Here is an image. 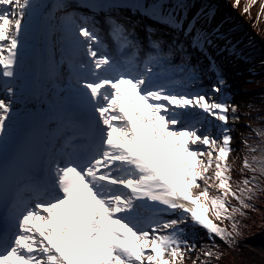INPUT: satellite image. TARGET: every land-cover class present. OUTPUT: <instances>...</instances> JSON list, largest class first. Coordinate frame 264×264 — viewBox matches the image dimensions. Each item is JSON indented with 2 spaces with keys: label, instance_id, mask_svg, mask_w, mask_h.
Masks as SVG:
<instances>
[{
  "label": "snow or ice",
  "instance_id": "obj_1",
  "mask_svg": "<svg viewBox=\"0 0 264 264\" xmlns=\"http://www.w3.org/2000/svg\"><path fill=\"white\" fill-rule=\"evenodd\" d=\"M192 4L0 0V264H185L197 228L200 264L220 258L215 238L235 245V217L264 192V142L241 139L233 187L239 117L209 50L243 57L233 29L204 26L215 7L188 18ZM117 8L168 40L143 24L141 45Z\"/></svg>",
  "mask_w": 264,
  "mask_h": 264
},
{
  "label": "rangeland",
  "instance_id": "obj_2",
  "mask_svg": "<svg viewBox=\"0 0 264 264\" xmlns=\"http://www.w3.org/2000/svg\"><path fill=\"white\" fill-rule=\"evenodd\" d=\"M216 2L217 4L210 3L209 5H212L215 7L216 12L215 15L212 17L211 21L204 20L203 24L206 28H211V22L215 21V25L221 24L223 22L221 31L233 29L229 35L231 42L235 45V48L240 46H244L241 48L242 50H248L251 52L255 47L250 46L252 45L253 38L249 36V34H237L239 32V26L240 22L237 19L239 17L238 15H235V10H238L239 13L245 14L244 9L245 7H248L249 5L253 6L255 5V18L257 20H261L260 11H261V4L258 5V3L250 4L251 0H239V3L237 4L236 0H193L192 7L188 11V18H191V16L195 13V11L204 3L206 2ZM224 4L225 6H221V4ZM216 5V6H215ZM220 5V6H219ZM235 5V7H234ZM263 5V4H262ZM228 6V7H227ZM262 21V20H261ZM199 24L200 21H197ZM235 26V27H234ZM236 34V35H235ZM245 47H248V49H245ZM242 50H240L242 52ZM247 51V52H248ZM224 54L223 58H225V63L228 65L224 68L220 69L222 76H228L229 78L225 81V87L224 92H228L232 96H237V98H231L230 101H228L230 104H233L236 106V112L235 115L239 117L237 120L229 121L232 125V141H231V147L236 149L235 152L231 153L228 159V163L232 165V181L234 184V180L236 179V175L239 171L240 163H241V157L244 153V147L241 144L242 138H247V134L250 132L252 128H255L253 126L254 120L252 118V113L250 110V95L248 88L249 77L248 72L245 69V63L242 60V58H237L235 54L229 55L227 52L222 51ZM223 62V60H221ZM218 65V64H217ZM264 63L258 66H254L251 68V70L258 71L260 67H263ZM212 73L210 74H204L201 77L200 86L204 88L205 91L208 90L211 82H207V78L210 77ZM231 111L229 112V115H232ZM228 122V123H229ZM216 193L213 192V195ZM210 218H212L210 216ZM214 223L220 224V226L224 227V222L221 224L220 221H216L213 219ZM197 233V239H196V251L191 253V259H186L185 264H193V261H196V264H200V260H196L197 255L200 253V245L202 243L203 239H207L204 232L200 230L199 228L195 229ZM216 242H219L222 244V246L226 249H228V245L221 242L218 238H215ZM248 245L251 247L252 250H257L262 254V257H264V238H259L254 241H251L248 243ZM202 260V256L200 257Z\"/></svg>",
  "mask_w": 264,
  "mask_h": 264
},
{
  "label": "trees",
  "instance_id": "obj_3",
  "mask_svg": "<svg viewBox=\"0 0 264 264\" xmlns=\"http://www.w3.org/2000/svg\"><path fill=\"white\" fill-rule=\"evenodd\" d=\"M262 1L264 2V0ZM261 15L262 22H257L256 24L252 20V16L246 18L252 22L256 33L261 36L260 39L253 36L254 43L250 46L255 48L251 50V52L244 49L242 52L240 51V55H242L241 57H243L247 66L264 62V7L261 11ZM245 49H248V47H245ZM251 77L253 86L257 88V91H253L250 96L251 110L254 114L253 118L256 128L264 131V70L253 73ZM247 139L250 144L264 142V137L258 140L253 132L248 134ZM244 175L248 176L250 174L245 172ZM240 179L241 174L239 167V172L236 175L233 187H235V183ZM262 186H264V184H262ZM248 203L254 205L255 210L252 208L243 209L246 215H238L235 217L239 222L238 228L240 231V235L235 237V245L226 249L221 243L215 241V243L219 245L218 251L221 252V256L218 260L214 258L211 264H264V257H262V254L257 250H252L248 245L251 241L264 238V192L257 193L256 198L252 201H248ZM231 204L238 206L235 200H232ZM224 227L227 228L228 231H231V223L229 221H224ZM202 242L209 243L207 239H203ZM203 259L202 256V260Z\"/></svg>",
  "mask_w": 264,
  "mask_h": 264
},
{
  "label": "bare ground",
  "instance_id": "obj_4",
  "mask_svg": "<svg viewBox=\"0 0 264 264\" xmlns=\"http://www.w3.org/2000/svg\"><path fill=\"white\" fill-rule=\"evenodd\" d=\"M214 25H215V21H213V22H211V25H210V27H214ZM218 54L222 57V59H223V62H219V65H218V68H219V70L221 69V68H224L225 66H227L228 67V65L224 62L225 61V58H223V55L222 54H224L223 52H218ZM197 56H198V54H197ZM196 58H198V57H196ZM217 59H220V58H217ZM201 63H202V66L203 65H206L207 64V60H202L201 61ZM205 74H209V73H205ZM211 74V73H210ZM223 77V79L226 81L229 77L228 76H222ZM210 78V79H209ZM215 80V77H214V75L212 74V75H210V77H208L207 78V80L206 81H209V82H213ZM199 87H201L200 85H199ZM202 88V87H201ZM225 94L226 95H228L229 96V101H230V99L233 97V98H237V96H232V95H230L228 92H225ZM0 98H3V94L2 93H0ZM16 107H18V105H16ZM228 126L230 127V128H232V125H231V122H229L228 123Z\"/></svg>",
  "mask_w": 264,
  "mask_h": 264
}]
</instances>
